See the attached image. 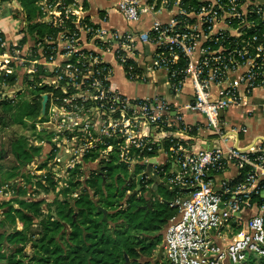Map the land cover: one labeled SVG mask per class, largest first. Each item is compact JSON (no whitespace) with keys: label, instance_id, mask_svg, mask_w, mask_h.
<instances>
[{"label":"built area","instance_id":"2783aa9c","mask_svg":"<svg viewBox=\"0 0 264 264\" xmlns=\"http://www.w3.org/2000/svg\"><path fill=\"white\" fill-rule=\"evenodd\" d=\"M94 1L95 7L100 4L97 10L91 0L34 1L36 20L55 30L32 49L35 68L29 70L30 78L36 64L41 65L39 84L63 93H44L49 104L65 114L81 112L64 119L79 134L63 135L67 159L57 153L54 157L62 165L60 172L68 174L75 164L85 163L91 147L99 155L93 161H111L108 139L114 138V163L125 164L127 183L143 173L142 185L151 187L149 179L158 182L162 174L176 193L171 204L177 212L168 219L159 244L166 264H246L249 254L264 261V135L239 146V132L245 128L222 117L235 106L251 116L255 91L264 90L263 4ZM146 15L150 22L133 33L112 23L119 17L135 24ZM147 45L152 50L146 60L142 47ZM112 60L133 82L146 78L143 62L146 73L161 69L174 95L189 84L192 97L186 107L204 119L185 121L180 107L160 95L127 97L111 80ZM3 72L10 73L2 67ZM75 136L77 143H67ZM201 138L211 147H199ZM164 141L169 142L167 149ZM153 151L156 154L148 155ZM141 161L151 165L150 172L134 173ZM52 173L58 176L59 169Z\"/></svg>","mask_w":264,"mask_h":264},{"label":"trees","instance_id":"16d2710c","mask_svg":"<svg viewBox=\"0 0 264 264\" xmlns=\"http://www.w3.org/2000/svg\"><path fill=\"white\" fill-rule=\"evenodd\" d=\"M16 1L22 16L28 20L22 43L28 40L36 45L39 38L54 34V28L36 20L35 0ZM91 2L94 6L95 1ZM147 17L137 22L139 28L137 23L131 24L117 17L124 23V26L117 27L133 33L140 29L142 20ZM33 45L30 44L31 47ZM35 45L33 50H36ZM36 68L30 80H26V76L22 80L18 75L0 73V92L2 87L13 86L18 80L29 84L33 96L30 101H14L0 96L1 128L15 120H23L27 129L32 128L33 121L40 114L41 94H63L60 88L53 90L47 84H39L37 75L41 65L36 64ZM19 75H22L21 71ZM163 146L167 149L169 142L164 141ZM8 153L16 161L29 162L33 159L22 136L8 140ZM154 154L155 151L148 153ZM87 157H83L84 161ZM115 158L112 156L111 161L99 160L100 171H92L82 181L80 191L68 197L64 195L46 214L40 212L38 200L27 205L20 202L21 208L14 207L8 200L5 208L0 209V214L11 217L12 221L19 220L22 227L9 232L0 227V264H163L158 259L156 248L168 219L177 212V207L171 204L176 193L168 187L164 175L160 173V181L153 177L149 179V182L156 183L155 188L153 185L145 188L141 182L139 192L131 194L135 181L131 179L127 183L130 173L125 170V164H115ZM119 167L122 172H117ZM162 167L166 169L168 164ZM141 168H146L142 161L134 166V173ZM35 224L39 225L36 236L29 234L30 227ZM137 232H141L143 237H138Z\"/></svg>","mask_w":264,"mask_h":264},{"label":"rangeland","instance_id":"374dc122","mask_svg":"<svg viewBox=\"0 0 264 264\" xmlns=\"http://www.w3.org/2000/svg\"><path fill=\"white\" fill-rule=\"evenodd\" d=\"M18 5L19 2L16 0L15 2L9 0L0 2V11L6 9L5 15L0 18V34L2 35L0 36V69L3 67V70L8 69L11 74L18 75L19 78L22 77V80L24 76H26V80H30L32 78H30L29 70L35 68V65L31 61L34 56L33 47L27 46L22 48L21 45L23 44L19 36L18 39L12 37L11 41H7L1 32V28L4 29L7 26H17L20 29L21 25L26 28L28 20H25L24 16H22ZM6 14L8 15L6 16ZM24 33L25 31L21 34L22 37H24ZM20 71L22 75H19ZM28 85L27 82L21 83L17 80L13 86L2 87L3 90L0 92V96L12 98L14 101H30L33 96L31 87ZM80 113V111H72L70 114H65L61 109H54L48 100L43 116L30 121L34 123L32 128L27 129L23 124V120H15L7 127H0V209L5 208V203L8 200L17 208L22 207L20 202L27 205L31 201L38 200L40 212L46 214L49 209L53 210L54 203L64 198V195L68 197L82 189V181L99 167L98 161L92 160L93 155H97L96 150L92 147L89 148V151L85 154V156H88L87 161L75 164L76 167L73 170L71 169L68 174L60 172L62 165L57 164L54 160L57 154L61 156V160L67 159L62 150L63 147H66L64 143L66 139L63 138V135L79 134L77 127L67 126L64 123V119L67 116L79 117ZM87 114L90 115L91 111L89 110ZM95 133L96 130L91 129V134L94 135ZM14 136L25 138L26 145L33 155L31 161H16L8 153V140ZM108 140L112 142V148L108 153L112 152L111 154L114 157V151H117L114 145L117 140L114 138H109ZM67 143H77L76 136L74 140ZM64 163L65 161H63ZM58 169L59 175L56 176L52 172L58 171ZM117 172H122V169L119 167ZM51 173L54 177L50 176ZM127 173L129 172L127 171ZM65 174V178L62 177ZM66 178H69V180L67 181ZM0 227L9 232L13 229L21 228L22 225L19 220L12 221L11 217L0 214ZM38 229V224L32 225L29 229V234L36 236ZM136 234L138 237H143L141 232H137ZM152 234L147 233V235ZM156 251L160 252L159 246L156 248ZM154 259L152 258V260ZM158 259L161 263L166 264V261L161 256V252ZM246 264H264V261L258 255L249 254Z\"/></svg>","mask_w":264,"mask_h":264},{"label":"crops","instance_id":"0c3cea01","mask_svg":"<svg viewBox=\"0 0 264 264\" xmlns=\"http://www.w3.org/2000/svg\"><path fill=\"white\" fill-rule=\"evenodd\" d=\"M258 1L261 2L264 6V0H258ZM98 5L100 4H97L96 7L94 6L93 9L97 10ZM5 11L6 9L0 11V18L5 15ZM7 15L8 14H6V16ZM114 18L115 19H112L113 24H115L116 26L119 25L124 26L122 20L116 17ZM142 21L143 23L142 26H140V28L145 27L149 23L150 17H147V19H144ZM136 27L139 28V23L136 24ZM23 31H24V27H22L21 25H20V29L17 26L14 27L7 26V28L4 29L1 28V32L3 33L7 41L8 40L11 41L12 37H14L15 39H18L20 37V40H22L23 37L21 34L23 33ZM29 42L30 41L27 40L26 42L22 43L23 44L21 45L22 48L27 46L29 47L30 46ZM30 43H32L33 45L34 41H31ZM34 45L32 47H34ZM151 50L152 47L149 45L142 47V52L145 53L143 54V57H145L146 60L148 59ZM33 54H35V51ZM111 65L113 67L111 80L114 86L123 94H125L127 97L132 98L137 95H141V96L160 95L163 98H165L168 102H170L173 106L180 107L182 116L185 121L189 123H195L198 121H202L204 119L201 113L186 107L187 103L191 101V97H192V89L189 84L186 85V87L183 89V91L180 94L174 95L168 89L166 77L161 69H157L153 72L150 71L149 73H146V71L144 70L145 63L143 62L141 64L142 66L141 73H143L146 78L144 79V81L141 82H133L127 79L123 69L118 64H116L114 60L111 61ZM253 102H255L257 105L251 116L246 115L242 110V108L239 106L230 107L222 114V117L230 121L232 124L243 126L245 128V130L241 132L242 134L238 138L237 145L239 146L248 145L251 139L256 135H264V90L260 89L255 91ZM203 138L198 140L197 142L198 146L210 148L211 142L210 141L207 142V140H204ZM97 156L98 153L97 155H93L92 160H94ZM150 167H151L150 164L146 165V168L144 169L141 168V171L145 170L146 172H150ZM96 170L100 171V168L98 167V169ZM226 174L228 175L229 173H225V175Z\"/></svg>","mask_w":264,"mask_h":264},{"label":"water","instance_id":"95a60500","mask_svg":"<svg viewBox=\"0 0 264 264\" xmlns=\"http://www.w3.org/2000/svg\"><path fill=\"white\" fill-rule=\"evenodd\" d=\"M41 109H40V114L39 116H43L44 112H45V108H46V103H47V99L48 96L46 94H43L41 97ZM144 176L143 173H138L136 175V179H135V187L132 189L131 194H137L140 190V183H141V178ZM156 187V183L153 184V188ZM128 261V259L126 258V262Z\"/></svg>","mask_w":264,"mask_h":264}]
</instances>
